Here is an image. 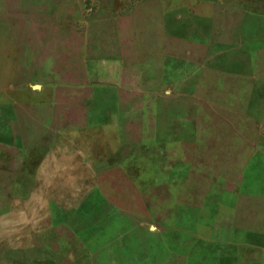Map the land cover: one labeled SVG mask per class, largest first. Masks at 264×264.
<instances>
[{"label": "rangeland", "instance_id": "obj_1", "mask_svg": "<svg viewBox=\"0 0 264 264\" xmlns=\"http://www.w3.org/2000/svg\"><path fill=\"white\" fill-rule=\"evenodd\" d=\"M212 8L230 40L264 0H0V264H264V91L253 54L204 41ZM165 65L209 76L175 92ZM62 117L99 135L93 164ZM83 197L115 204L83 218Z\"/></svg>", "mask_w": 264, "mask_h": 264}, {"label": "crops", "instance_id": "obj_2", "mask_svg": "<svg viewBox=\"0 0 264 264\" xmlns=\"http://www.w3.org/2000/svg\"><path fill=\"white\" fill-rule=\"evenodd\" d=\"M230 5V3H228ZM232 5V4H231ZM251 8H258V6L253 7L254 5H251ZM234 7L240 8V5H236ZM260 7V6H259ZM212 24L214 23V27L212 25L210 32L207 36L206 43L211 44L213 47L212 48H219V49H224L227 47H232L238 48L242 50L243 52L253 54L252 57V67L248 71L247 76L248 78H251L252 81V91H253V96L252 97H257L259 96L262 98L259 93H262L264 91V14L260 12H245L244 16L241 17V20L239 23L236 24V28L234 31H232V38L230 40L227 39V34L228 32L226 30H223L224 25L220 22V19H218L222 14L221 13L225 8H212ZM230 9L231 8H227ZM217 12V13H215ZM215 17V20H214ZM219 20V21H218ZM250 20V21H249ZM194 40L197 41V38L194 37ZM193 40V41H194ZM114 67L117 70L118 77L122 76L124 73L123 71H128L131 69V67H127V61L125 60L124 56L121 57H114ZM223 58H221V55H216V58L214 61L216 63L220 64L222 62ZM146 64L141 66V68H148L149 67V56L147 57V61H145ZM206 65L205 69H207L209 66V60H206ZM219 67V66H218ZM165 69H167L168 72H172L174 76L176 77L174 81H172L171 85L175 87V92H186L185 87L187 86V83L192 80L193 77H200L202 75L209 76V72H205L201 67H196L195 69H192L191 67L186 68L184 65H175V66H164ZM142 70V75H144V71ZM221 70V67L219 69H216L217 72ZM208 71V70H206ZM221 71H224L223 69ZM128 73V72H127ZM224 74L222 73L221 76ZM65 117V116H64ZM257 117L261 119L258 115ZM66 118V117H65ZM190 118H185V120L188 121ZM62 122L60 127L57 129L59 130L58 133L60 134V138H63L65 135L69 134L68 132L72 128H76L79 132L76 134V138L78 141H83L86 145H89L92 148V154L87 155L86 158L84 159V163H94L96 160V157L99 158L101 154V150L98 149V145L100 144L99 142L100 137L98 134L91 132L90 128H87L88 123L85 124H78V126H73L72 122L69 119H64L63 117L61 118ZM73 130V129H72ZM70 135V134H69ZM97 146V148H96ZM90 166V165H89ZM58 205V203H55ZM112 205L115 204L111 201V198L105 197V198H80L77 202L73 203V207L70 208L71 213L74 212V214H79V216H83V218H86L89 216V213L94 214L98 209L101 211V207H98L100 205ZM68 210V209H67ZM98 210V211H99ZM67 213L66 210L62 209L59 211L58 214H60L61 221L57 220L56 218L54 219V224L53 226L47 227V229H50V232H48L46 241L50 244L54 243L57 245V248L60 251H63V246L65 245V239L68 238L66 233L70 234V236H78V229L80 225L77 223L78 220L75 219V223L72 224V221H67L64 218V214ZM57 214V213H56ZM78 216V215H77ZM101 217V214H99V218ZM96 221H93L92 226L88 225L82 226L85 228H88V234H97V231H103L101 228V225L96 224ZM97 227V228H95ZM46 229V231H47ZM61 229V230H60ZM60 231V232H58ZM117 229H115L116 233ZM101 233V232H99ZM93 235V237H95ZM98 236V235H97ZM48 238V239H47ZM77 243V241H72L71 243ZM86 242V241H85ZM85 243L83 242V245ZM83 250H85L83 248ZM86 251V250H85ZM90 252V250L88 251ZM89 261L88 264L90 263V256L87 257V260ZM84 264H86L84 262Z\"/></svg>", "mask_w": 264, "mask_h": 264}, {"label": "water", "instance_id": "obj_3", "mask_svg": "<svg viewBox=\"0 0 264 264\" xmlns=\"http://www.w3.org/2000/svg\"><path fill=\"white\" fill-rule=\"evenodd\" d=\"M35 87H39L40 88L41 86L40 85H36Z\"/></svg>", "mask_w": 264, "mask_h": 264}]
</instances>
